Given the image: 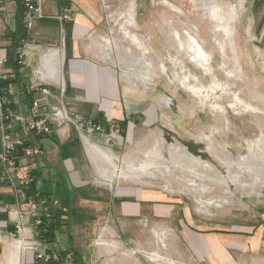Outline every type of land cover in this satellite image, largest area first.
Segmentation results:
<instances>
[{"label": "rangeland", "instance_id": "1", "mask_svg": "<svg viewBox=\"0 0 264 264\" xmlns=\"http://www.w3.org/2000/svg\"><path fill=\"white\" fill-rule=\"evenodd\" d=\"M254 1H243L245 8L235 12L231 35L215 30L217 24L209 17L215 5L211 0L103 5L115 30L121 25L118 13H133L132 33L141 37L148 55L144 58L133 49L131 59L117 57L128 122L115 121L118 140L105 149L115 161L114 167L102 169H112L118 178L110 187L101 186L112 194L120 185L127 189V198L143 199L162 211L157 217L144 212L138 219L104 227L110 215L91 208L95 214L86 218L91 224L79 233L87 261L264 264V39L251 37L247 27L253 16L257 21L264 13V0ZM238 2L218 1L225 11L221 17L231 18L230 7H238ZM174 32L182 38L186 32L207 51L211 74L190 62L186 52H178ZM114 38L120 40L116 31ZM186 77L202 87L203 97L208 93L204 89L214 85L225 89L215 90L212 102L225 109L226 122L221 113L204 107L207 98H196L181 85ZM234 93L240 103L258 110L236 114L227 107ZM248 144L254 146L251 151ZM144 164L152 169L138 170ZM113 241L114 250L107 248ZM99 242L105 245L94 246Z\"/></svg>", "mask_w": 264, "mask_h": 264}, {"label": "crops", "instance_id": "2", "mask_svg": "<svg viewBox=\"0 0 264 264\" xmlns=\"http://www.w3.org/2000/svg\"><path fill=\"white\" fill-rule=\"evenodd\" d=\"M1 1L4 9L0 17V56L8 57L10 63L7 69L15 74L17 90L12 100L18 113H25L32 101V93H28L25 88L40 84L51 91L52 107L63 106L103 122H128L126 118L124 120L126 112L121 103L122 91L125 89L120 87L117 77V57L122 58L123 55L131 59L133 49L143 57L142 47L147 55L148 51L141 37L132 33L135 25L131 27L129 19H133V13H118L116 16L121 25L115 30L108 23L110 13L105 14L103 9V5L108 2L121 3L128 0H43L42 18L34 21L30 32L23 26L19 0ZM134 1L130 0L131 3ZM218 1L221 0H211V3L220 7L221 16L223 11ZM238 1V7H230L232 17L222 18L224 23H232L235 12L245 8V0ZM64 7L71 11L69 22L57 20ZM247 27L251 37L257 35L263 41L264 13L257 21L253 16ZM115 31L119 41L114 38ZM131 35L139 40L137 47ZM19 48L26 55V65L17 68L14 54ZM113 140L116 139L101 134L86 135L69 125L54 126L50 136L37 140L42 153L27 168L37 178L33 188L54 196L62 209V220L57 222L54 237L47 242L48 248L60 252L73 250L82 264L95 263L85 259L86 250H83L79 234L91 224L86 221L87 217H92L91 208L96 213L105 212L110 215L111 220L103 221L104 224L102 222L104 227H110L111 224L119 226L127 218L138 219L144 212L157 217L162 211L158 205L149 206L143 199L134 196L127 198V189L118 183L116 193L112 194L109 189L101 186V183H108L110 187L118 178L112 169H102L106 165L110 168L111 162L115 161L109 151L105 150L114 147ZM103 191L108 193L103 194ZM3 192L1 203L9 204V190ZM6 221V214L0 208V264H12L16 252L19 254L18 264H32L30 254L25 257L17 240L11 237V228L6 227ZM26 232L27 237L33 239L32 232ZM111 243L107 244V248L114 250L117 244L114 241ZM99 245L105 243L94 244Z\"/></svg>", "mask_w": 264, "mask_h": 264}, {"label": "built area", "instance_id": "3", "mask_svg": "<svg viewBox=\"0 0 264 264\" xmlns=\"http://www.w3.org/2000/svg\"><path fill=\"white\" fill-rule=\"evenodd\" d=\"M42 1L19 0L27 32L33 29L36 19L42 18ZM3 9L0 0V17ZM57 20L71 21V11L62 8ZM14 56L17 68L26 65L23 49H16ZM9 63L8 57L0 56V199L5 189L9 190L11 197L9 204L0 200V208L7 218L6 227L11 228V237L17 240L25 257L30 254L32 264H81L70 250L60 252L48 248L49 235L54 233L57 222L62 220V209L54 196L33 188L37 178L27 168L42 153L37 140L50 136L54 126L69 125L86 135L101 134L111 139L118 138L119 126L115 121L103 122L63 106L52 107L51 91L40 84L25 88L32 93V101L25 113H18L12 100L17 90L15 74L7 69ZM29 230L33 239L26 235Z\"/></svg>", "mask_w": 264, "mask_h": 264}, {"label": "bare ground", "instance_id": "4", "mask_svg": "<svg viewBox=\"0 0 264 264\" xmlns=\"http://www.w3.org/2000/svg\"><path fill=\"white\" fill-rule=\"evenodd\" d=\"M213 3H211V5H212ZM216 4V3H215ZM221 9H220V7L218 6V5H213L212 6V8H211V11H210V15H209V17L217 24V25H215V30H218L221 34H228V35H231L230 33H232V27H231V23H224L223 22V20H224V18H223V20H222V17L220 16V11ZM210 19V20H211ZM228 27V28H227ZM223 34V35H224ZM172 36H174L175 37V39H176V43H177V48H178V52H181V51H183V53L184 52H186V54H187V57L189 58V61L190 62H192L194 65H197V66H199V67H201L202 69H203V72L205 71L207 74H211L210 73V66H209V64L207 63L208 62V60H209V56H207L206 54H205V52L204 51H206V50H203V48L197 43V41L196 40H194L193 38H192V36H188L187 35V33L185 32L184 33V36L185 37H180V36H178V34L177 33H173L172 34ZM131 38H132V42H134V43H136V47H137V43H139V40L137 39V38H135L133 35H131ZM133 43V44H134ZM141 52L143 53V56H144V58H145V56L147 55V52L145 51V49L142 47V50H141ZM207 52V51H206ZM172 61H174V59H172ZM210 62V61H209ZM211 65V64H210ZM163 69V68H162ZM166 70V69H165ZM204 72V73H205ZM176 76H177V74H176ZM193 80V79H192ZM180 81V80H179ZM215 81V80H214ZM196 83V82H195ZM216 84V83H215ZM181 85H183L184 87H185V89L186 90H188L189 91V93L190 94H192L194 97H196V98H200V99H203V98H207V102H206V104H205V108H207V109H209L211 112L212 111H215V112H219V113H221L222 115H223V117H224V121L226 122L227 120H226V118H225V109L224 108H222V106L221 105H218V104H213V102H215L216 101V99H215V97L213 96L214 94V92H215V90H220V91H222V92H224L225 93V89H221L220 87H218V85L216 86V85H214V86H212V89H209V88H207V89H204L205 91H207L208 93H206L207 95L206 96H202V94H200V92H202L201 90H203L202 89V87H199V86H197V85H195V84H193L192 85V83H190L188 80H187V77H186V79L184 80V79H182V82H181ZM213 85V84H212ZM208 87V86H207ZM201 89V90H200ZM213 97H214V101L212 102V99H213ZM230 97V96H229ZM231 98V97H230ZM219 100V99H218ZM203 101V100H202ZM204 101H206V100H204ZM195 102V101H194ZM201 103V102H200ZM203 103V102H202ZM203 104V105H204ZM228 105H227V107L228 108H232L234 111H235V113L236 114H242V113H247V112H256L258 109L257 108H255V107H252L250 104H248V105H246V104H242V103H240V101H239V98H238V96H237V94L236 93H234V95H233V97H232V99L231 100H229V103H227ZM231 110V109H230ZM221 118V117H220ZM210 137V136H209ZM209 140V139H208ZM260 141V140H259ZM259 143V142H258ZM259 144H261V143H259ZM249 145V144H248ZM250 146V145H249ZM261 146V145H260ZM252 147H254V146H250L249 147V151H251L252 150ZM155 150V149H154ZM156 151H153V156L154 155H156ZM255 153V152H254ZM174 155V154H173ZM263 155V154H262ZM146 156V155H145ZM160 155H158V156H156V157H159ZM176 156V155H175ZM261 156V155H260ZM179 158H181V157H179ZM148 159V158H147ZM146 159V160H147ZM151 159V158H150ZM156 159H158V158H156ZM155 159V160H156ZM160 160V159H159ZM173 160H175V159H173ZM176 160H178V159H176ZM185 160V159H184ZM153 161V160H152ZM152 161H150V162H152ZM158 161V160H157ZM179 161H180V159H179ZM182 161V160H181ZM187 161H188V159H187ZM195 161L198 163V162H200V160H198V159H195ZM144 162V161H143ZM155 162V161H154ZM174 162V161H173ZM172 162V163H173ZM203 162V161H202ZM201 162V163H202ZM145 163V162H144ZM148 163V162H147ZM153 163V162H152ZM156 163V162H155ZM155 163H153V164H155ZM184 163V162H183ZM189 163V162H188ZM180 164V163H179ZM176 165V164H175ZM183 165V164H182ZM181 165V166H182ZM188 165V164H187ZM195 165H196V163H195ZM140 166V165H139ZM149 166V164H144L143 166L141 165L140 166V168L138 169V170H143V171H145V170H147V169H149V168H151L150 166H149V168H147ZM152 166V165H151ZM193 166V165H192ZM206 165L204 164V167H205ZM153 167H155V166H153ZM184 167V166H183ZM146 168V169H145ZM156 168V167H155ZM182 168V167H181ZM136 169V168H135ZM152 169V168H151ZM154 169V168H153ZM184 169V168H183ZM150 171V170H149ZM153 171V170H152ZM142 172V171H141ZM151 172V171H150ZM203 173V172H202ZM21 248V247H20ZM20 253V252H19ZM18 256H19V254H18V252H16V256L12 259V264H18Z\"/></svg>", "mask_w": 264, "mask_h": 264}, {"label": "trees", "instance_id": "5", "mask_svg": "<svg viewBox=\"0 0 264 264\" xmlns=\"http://www.w3.org/2000/svg\"><path fill=\"white\" fill-rule=\"evenodd\" d=\"M122 125H124V124H122ZM54 234H55V233L52 232V233L49 235V238H48L47 242H50V240L53 239Z\"/></svg>", "mask_w": 264, "mask_h": 264}]
</instances>
